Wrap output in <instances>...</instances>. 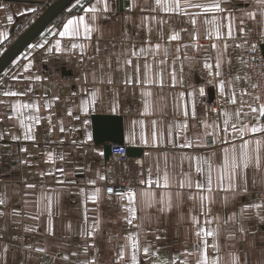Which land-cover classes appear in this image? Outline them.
Returning <instances> with one entry per match:
<instances>
[{"label":"crops","instance_id":"crops-1","mask_svg":"<svg viewBox=\"0 0 264 264\" xmlns=\"http://www.w3.org/2000/svg\"><path fill=\"white\" fill-rule=\"evenodd\" d=\"M53 1L0 0V55ZM262 34L260 0L69 5L0 74V264H264V116L244 72ZM93 114L123 118L121 145L142 150L127 169ZM120 182L136 201L106 194Z\"/></svg>","mask_w":264,"mask_h":264},{"label":"water","instance_id":"water-1","mask_svg":"<svg viewBox=\"0 0 264 264\" xmlns=\"http://www.w3.org/2000/svg\"><path fill=\"white\" fill-rule=\"evenodd\" d=\"M75 0H55L0 55V74ZM264 51V45H262ZM93 138L104 147L105 158L112 153V145L124 143L123 118L120 115L93 114ZM141 149L128 148L127 155L140 154Z\"/></svg>","mask_w":264,"mask_h":264},{"label":"built area","instance_id":"built-area-1","mask_svg":"<svg viewBox=\"0 0 264 264\" xmlns=\"http://www.w3.org/2000/svg\"><path fill=\"white\" fill-rule=\"evenodd\" d=\"M252 50L246 54L244 72L249 80L248 89L251 93L253 102L261 107L264 105V34L254 37L250 41ZM216 110V109H213ZM111 157L113 161L127 169L128 155L124 145H112ZM112 178V177H111ZM107 195H129L133 201L137 200V187L127 182L108 183L105 186ZM264 199V191L259 194ZM18 264H25L20 261ZM163 264H195L192 260L184 262L176 259Z\"/></svg>","mask_w":264,"mask_h":264},{"label":"snow or ice","instance_id":"snow-or-ice-1","mask_svg":"<svg viewBox=\"0 0 264 264\" xmlns=\"http://www.w3.org/2000/svg\"><path fill=\"white\" fill-rule=\"evenodd\" d=\"M98 2H99V0H98ZM260 2H261V3H264V0H260ZM178 6H179V5L177 4V7H178ZM195 6H196V7H199L200 5H195ZM214 8H215L216 10H218V11H221V10H222V9L219 8V4H215V5H214ZM209 10H210V9H208V8L205 9V11H209ZM89 11H93V12H94V11H96V9H94V8H93V9H89ZM9 19H11V18L9 17ZM83 20H84L83 17H80V18H79L80 23H82ZM194 22H195V21H193V23H194ZM74 24H75L74 27H70V26H73ZM79 30H80V24L74 22L73 20H69L68 23H67V25H65L64 32H62V33H60V34H61V35L78 34V33H79ZM90 31H91V30H90V28L88 27V25H87V24H84V32L87 34V33H89ZM175 38H176V37L174 36L173 39H175ZM129 63H130V62H129ZM208 67H211V66L208 65ZM217 67H219V64H217ZM216 75H219V73H216ZM220 87H221V91H223V88H224L223 83H221ZM201 91H202V90H201ZM12 94L15 95L14 93H12ZM232 102L235 103L234 94H233V100H232ZM25 107H31V105H25ZM252 111H253V112H256L257 109L253 108ZM259 111H260V115L264 116V105H262V106L260 107ZM225 123H227V121H225ZM232 127L235 128V124H233ZM240 131L243 133V132L245 131V129H244V128H241ZM250 131H252V132L255 133V132H259V131H264V129H262V128H260V127H252V128L250 129ZM226 163H227V159H226ZM243 166H244V167H247V166H248V157H247V153H244ZM240 167H241L240 164H238V163L236 162V158H235V156H233V157H232V169H233V172H232V174H231L230 177H229L230 180H232L235 176L240 175V172L238 171V170L240 169ZM165 183H167V177H165ZM130 199H131V197H130ZM0 202H2V201H0ZM256 207H259V205H256ZM205 235H212V233H211V232H206ZM133 259H135V256H133Z\"/></svg>","mask_w":264,"mask_h":264},{"label":"rangeland","instance_id":"rangeland-1","mask_svg":"<svg viewBox=\"0 0 264 264\" xmlns=\"http://www.w3.org/2000/svg\"><path fill=\"white\" fill-rule=\"evenodd\" d=\"M55 1V0H54ZM53 1V2H54ZM52 2V3H53ZM51 3V4H52ZM40 15V14H39ZM38 15V16H39ZM38 16H36V18L38 17ZM36 18H34L33 19V21L28 25V27L34 22V20L36 19ZM19 33L17 34V36H16V38L13 40V42L19 37ZM12 44V43H11ZM10 44V45H11ZM9 45V46H10ZM8 46V47H9ZM3 53V52H2ZM150 259H148V260H150V264H163V263H165V262H170V261H172V260H176V259H180L181 260V258L180 257H176V256H173V257H169V256H152V257H149ZM184 262H186V261H189V260H183ZM143 262H145V264H146V262H147V260H146V258H145V261H143ZM194 262V261H193ZM195 263V262H194Z\"/></svg>","mask_w":264,"mask_h":264}]
</instances>
